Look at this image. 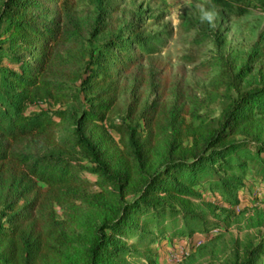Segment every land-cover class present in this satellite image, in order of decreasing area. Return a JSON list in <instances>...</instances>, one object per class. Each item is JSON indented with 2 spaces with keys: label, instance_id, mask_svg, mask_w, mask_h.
<instances>
[{
  "label": "trees",
  "instance_id": "1",
  "mask_svg": "<svg viewBox=\"0 0 264 264\" xmlns=\"http://www.w3.org/2000/svg\"><path fill=\"white\" fill-rule=\"evenodd\" d=\"M91 2L92 16L79 17L72 0H0V264H127L134 231L146 243L155 232L205 228L193 202L203 182L230 201L249 162L264 172V70L257 87H243L259 51L238 65L216 39L203 69L236 98L217 120L195 123L180 98L164 101L165 65L152 56L167 35L148 33L145 12L121 24L112 1ZM212 39L201 32L196 41ZM129 79L157 97L140 94L114 124ZM224 264H264V243Z\"/></svg>",
  "mask_w": 264,
  "mask_h": 264
},
{
  "label": "rangeland",
  "instance_id": "2",
  "mask_svg": "<svg viewBox=\"0 0 264 264\" xmlns=\"http://www.w3.org/2000/svg\"><path fill=\"white\" fill-rule=\"evenodd\" d=\"M110 1L112 17L118 23H131L135 14L145 12L148 33L167 35L157 46L158 53L152 56L165 65L159 81L164 90V101L168 107L180 98L195 123L217 120L236 98L235 88L229 82L220 81L217 72L203 69L216 51L217 38L224 41L223 54L238 65L247 62L249 54L259 51L262 58L249 65L251 70L243 87L249 90L259 85V71L264 70V9L258 6L259 0H249L255 7L246 12L224 6L220 0ZM72 2L79 17L92 16L91 0ZM191 25L196 28H189ZM201 32L213 37L212 41L197 43ZM145 59L138 65L146 68ZM150 92L146 85L135 90L129 79L119 105L111 115L112 123L119 124L126 105L140 94L144 98L157 97ZM42 108L57 109L50 104H44ZM189 115L187 121H191ZM109 131L114 136V132ZM258 166L259 163L249 162L244 172H238L242 177L241 188L230 201L220 200V194L213 195L212 188L205 182L197 188L201 198L193 202L204 216L205 228L193 236L182 237L168 230L164 236L155 232L154 240L150 238L143 243L135 237L136 231L129 234L124 240L129 250L125 256L127 264H224L246 244L254 243L259 247L264 243V172ZM83 177L96 181L91 175L84 174ZM96 192L98 187L92 185L88 193ZM56 213L60 219L63 217L59 207ZM74 237L80 239L81 233L77 232Z\"/></svg>",
  "mask_w": 264,
  "mask_h": 264
}]
</instances>
